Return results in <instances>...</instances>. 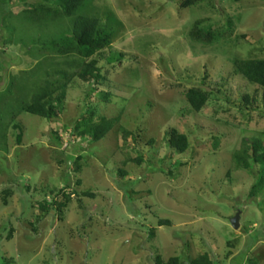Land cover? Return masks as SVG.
I'll list each match as a JSON object with an SVG mask.
<instances>
[{
    "label": "rangeland",
    "instance_id": "374dc122",
    "mask_svg": "<svg viewBox=\"0 0 264 264\" xmlns=\"http://www.w3.org/2000/svg\"><path fill=\"white\" fill-rule=\"evenodd\" d=\"M27 1L0 9V264H189L204 254L213 264H264V189L249 197L260 168L233 160L244 141L264 143L262 91L233 67L264 60V0L188 9L174 0H90L82 14L115 32L94 57L110 73L96 84L58 75L76 74L84 60L40 45L70 38L71 22L32 21L35 1ZM197 21L228 35L195 43ZM48 76L68 82L53 122L21 112ZM194 87L211 93L201 113L186 98ZM93 113L120 120L95 144L73 133ZM170 130L188 137L185 154L169 146ZM47 202L55 205L44 210Z\"/></svg>",
    "mask_w": 264,
    "mask_h": 264
},
{
    "label": "trees",
    "instance_id": "16d2710c",
    "mask_svg": "<svg viewBox=\"0 0 264 264\" xmlns=\"http://www.w3.org/2000/svg\"><path fill=\"white\" fill-rule=\"evenodd\" d=\"M12 0H0V9L9 5ZM35 3L27 10L30 20L40 22L42 25L47 23L69 20L71 22V37L64 38L62 36L58 40L48 44H42L41 50L50 48L59 56L70 57L77 56L84 60L81 69L71 76L65 72H59L58 75L69 78L71 81L78 78L82 82H91L96 84L100 81H106L110 74L106 71V75H102L99 67V61L94 57L108 49L115 36V32L109 27L103 25L97 17H91L82 14L86 9L90 0H34ZM181 4L182 9H188L196 6L203 0H174ZM27 0H22V3H27ZM202 21H197L189 34L190 39L195 43L211 45L221 37L222 34H215L208 29L202 28ZM68 31H64L65 34ZM70 33V31H69ZM37 45V43H35ZM235 73L243 79L248 86H257L262 91V99L264 102V60H240L236 59L233 62ZM49 77V76H48ZM46 78L40 87L32 94L29 103L22 105L21 112L53 122L58 116V112L62 109L65 101L66 89L68 82L59 85L55 79ZM211 93L204 91L200 87L190 89L186 98L195 113H201L209 102ZM244 101L250 103L253 99L245 95ZM94 113L90 117L82 116L81 122L77 123L73 133L78 135L82 141L89 143H98L106 138L113 131L115 126L120 123L118 118L108 119L101 117L98 121H94ZM123 133L124 140L133 137L132 133L120 128ZM76 132V133H75ZM74 136V135H73ZM165 139L169 146L178 154H185L190 143L186 135L180 134L176 130H170L165 134ZM61 143V140L57 141ZM233 160L236 167L240 170H249L250 161L256 166H259V173L256 183L253 185L249 197H257L264 189V143L261 140H253L250 144L243 142L239 151L233 155ZM130 162L141 164L143 159L131 160ZM75 167L76 172H80L82 168V160L76 159L71 163ZM122 177L127 176V172L120 170ZM86 197L93 198L94 196L85 193ZM69 200V198H68ZM55 204L45 203L44 210L53 208ZM161 226H170L169 221H160ZM157 264H163L161 259L157 260ZM165 264H186L180 261L179 258H171ZM189 264H213V260L208 254L200 255L196 259L191 260Z\"/></svg>",
    "mask_w": 264,
    "mask_h": 264
},
{
    "label": "water",
    "instance_id": "95a60500",
    "mask_svg": "<svg viewBox=\"0 0 264 264\" xmlns=\"http://www.w3.org/2000/svg\"><path fill=\"white\" fill-rule=\"evenodd\" d=\"M240 214L241 213H238L237 215H236V217H234L233 219H232V226H233V228L235 229V230H238L239 229V226H240V223H239V221H240Z\"/></svg>",
    "mask_w": 264,
    "mask_h": 264
}]
</instances>
